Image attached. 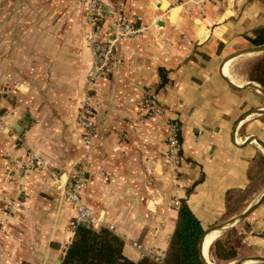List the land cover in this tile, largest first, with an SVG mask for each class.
I'll return each mask as SVG.
<instances>
[{"label": "crops", "instance_id": "obj_1", "mask_svg": "<svg viewBox=\"0 0 264 264\" xmlns=\"http://www.w3.org/2000/svg\"><path fill=\"white\" fill-rule=\"evenodd\" d=\"M104 13L142 29L114 43L120 62L93 87L98 147L82 198L126 257L141 258L132 242L165 255L175 200L209 233L264 189V93L247 76L264 51L245 52L264 44V0H107ZM88 29L83 0H0V264L61 263L73 238V209L50 173L64 181L84 158L76 109L93 59ZM147 91L163 114H142ZM169 121L176 164L165 154ZM29 151L47 171L17 169ZM231 227L264 257V200Z\"/></svg>", "mask_w": 264, "mask_h": 264}, {"label": "built area", "instance_id": "obj_2", "mask_svg": "<svg viewBox=\"0 0 264 264\" xmlns=\"http://www.w3.org/2000/svg\"><path fill=\"white\" fill-rule=\"evenodd\" d=\"M106 4L107 0H83L85 20L89 26L85 39L93 55V59L85 73L84 96L76 109L77 123L83 129L82 148L84 158L81 162L73 165L68 178L64 181L49 171L58 194L73 209L71 221L73 230L77 226L95 229L103 226L101 218L86 205L81 194L88 178L87 157L98 147V131L95 121L96 107L92 93L93 87L99 78L106 77L116 64L120 62L114 43L123 39H129L142 29L135 27L118 13H104ZM106 18L110 21L111 41H109L107 35L102 30V25ZM139 108L144 116H156L164 112L163 105L149 91L143 95ZM168 126L165 154L169 162L176 164L180 155V138L177 132V123L176 121H169ZM15 164L17 169L24 175L33 168L48 170L46 160L34 151L28 152L25 162L19 163L17 161ZM174 205L178 207L177 200L174 201ZM131 244L139 252L140 257H147L156 262H161L164 257L163 253L149 251L139 243L132 242Z\"/></svg>", "mask_w": 264, "mask_h": 264}, {"label": "trees", "instance_id": "obj_3", "mask_svg": "<svg viewBox=\"0 0 264 264\" xmlns=\"http://www.w3.org/2000/svg\"><path fill=\"white\" fill-rule=\"evenodd\" d=\"M247 76L264 88V53L250 66ZM203 232L200 221L182 199L177 209L175 228L161 262L147 257L131 260L122 252V239L112 231L104 227L95 229L77 226L61 264H204L198 251ZM241 236L233 227L223 231L209 246L212 260L224 264L245 255Z\"/></svg>", "mask_w": 264, "mask_h": 264}, {"label": "water", "instance_id": "obj_4", "mask_svg": "<svg viewBox=\"0 0 264 264\" xmlns=\"http://www.w3.org/2000/svg\"><path fill=\"white\" fill-rule=\"evenodd\" d=\"M261 51H264V44L263 45H259V46H254V47H251V48L245 50V52H261ZM243 52H240V53H243ZM228 82H230V81H228ZM230 84L232 85L233 83L230 82ZM249 85L256 86V88L258 90H260L261 92L264 93V88H262V87H260L258 85H254V84H249ZM259 112H263L264 113V111H259ZM261 146L264 148V145L261 144ZM263 200H264V189H263L262 193L260 194V196L258 197V199L254 203L250 204L248 207H246V209H244L242 212H240L236 216L232 217L231 219L216 225L215 227H213L211 229V231H213V230L222 231V230L228 228L229 226L234 225L235 223H237L240 220L244 219ZM207 234H208V232L203 233L202 237L200 238L199 244H198L199 256H200V259L202 260V262L204 264H208V263L203 259L202 255H201V250H202L204 237ZM253 262H264V257H261V256H250V257H246V258L237 259L236 261L230 262L229 264H249V263H253ZM56 264H61V263H60V261H58Z\"/></svg>", "mask_w": 264, "mask_h": 264}, {"label": "bare ground", "instance_id": "obj_5", "mask_svg": "<svg viewBox=\"0 0 264 264\" xmlns=\"http://www.w3.org/2000/svg\"><path fill=\"white\" fill-rule=\"evenodd\" d=\"M228 66V65H227ZM225 75L227 74L225 68ZM233 79V78H232ZM220 230H213L211 232H209L203 240V245H202V250H201V255L203 257V259L208 263V264H217L215 262H213V260H211L210 256H209V246L212 243V241L218 237V235H220Z\"/></svg>", "mask_w": 264, "mask_h": 264}, {"label": "rangeland", "instance_id": "obj_6", "mask_svg": "<svg viewBox=\"0 0 264 264\" xmlns=\"http://www.w3.org/2000/svg\"><path fill=\"white\" fill-rule=\"evenodd\" d=\"M240 67H239V71H245L246 69H248L249 68V62H242V63H240V65H239ZM238 200L236 201V204H238ZM241 221V220H240ZM239 221V222H240ZM239 222H237V223H239ZM235 229V228H234ZM226 230V229H225ZM224 230V231H225ZM243 253H245V255H243L242 257H239V258H237V259H241V258H246V257H250V256H248L247 254H249L248 252H247V250L246 249H244L243 251H242ZM242 252H241V254H242ZM249 255H251V254H249ZM209 256H210V258H211V260H212V256H211V253H209ZM251 256H254L253 254L251 255ZM237 259H235V260H233V261H236ZM232 261V262H233ZM214 262V261H213ZM230 263V262H229ZM229 263H224V264H229ZM253 263H258V262H253Z\"/></svg>", "mask_w": 264, "mask_h": 264}]
</instances>
